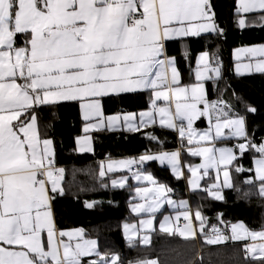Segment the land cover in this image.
I'll return each instance as SVG.
<instances>
[{"label":"snow or ice","instance_id":"obj_1","mask_svg":"<svg viewBox=\"0 0 264 264\" xmlns=\"http://www.w3.org/2000/svg\"><path fill=\"white\" fill-rule=\"evenodd\" d=\"M235 13L240 29L256 26L241 14H256L264 28V0H238ZM203 34L224 35L212 0H0V264H82V258L93 254L98 259L89 264H122L118 255L101 257L96 242L83 239L82 229L65 231L56 226L53 206L57 196L64 194V169L55 167L53 141L40 137L37 110L44 106L61 102L79 106L86 134L77 140L81 151H92L90 131L115 130L122 125L128 132H137L155 125L158 116L161 128L178 133L181 148L186 141L188 153L203 158L201 164L188 167L193 189L199 187L202 176L209 175V169L216 170L217 179L223 172L221 183L204 189L218 201L224 199L223 188L234 187L230 166L237 151L240 155L252 151L254 167L235 166V171L254 173L245 183H258L257 192L264 198V142L257 145L248 138L245 117L234 113L232 106L207 96L205 81L222 75L218 56L201 52L195 82L188 84L182 83L175 58H165L168 41ZM184 55L187 59L188 53ZM234 56L238 75L264 74V44L236 49ZM245 58L248 62L240 63ZM145 90L151 95V109L141 112L138 121L130 113L105 115L107 98ZM246 110L256 111L253 107ZM204 117L208 128L198 131L194 125ZM224 129L245 142L216 147L215 142L225 136ZM146 135L159 142L154 134ZM149 161L169 166L177 178L184 176L180 150L146 152L138 159L109 158L99 176L127 169L136 181L155 185L137 186L136 195L145 202L132 208L154 215L174 201L165 198L170 189L139 167ZM133 165L138 166L136 171ZM201 169L202 176H198ZM127 183V176L111 180L114 188ZM95 203L85 206L92 208ZM179 207L185 211L174 219L179 221L182 216L187 221L184 229L174 228L173 218L166 216L160 231L184 239L194 237V217L203 232L201 212L191 213L184 202ZM152 223L151 218L142 220L140 227ZM230 230L228 236L213 227V237L206 242L251 240L245 252L253 264H264V228L254 231L236 223ZM124 231L129 246L137 238L150 243L147 235H139L136 225L125 224Z\"/></svg>","mask_w":264,"mask_h":264},{"label":"trees","instance_id":"obj_2","mask_svg":"<svg viewBox=\"0 0 264 264\" xmlns=\"http://www.w3.org/2000/svg\"><path fill=\"white\" fill-rule=\"evenodd\" d=\"M212 4L224 35H207L199 45L221 57L227 75L226 79L213 82L211 98L226 102L244 115L248 138L258 145L264 141V74L234 75L230 67L233 48L264 43V28L259 26L256 14L243 15L255 27L240 29L237 26V0H212ZM148 107L149 93L142 91L107 98L104 111L111 115ZM248 107L256 111L248 112ZM37 115L40 135L53 141L55 166L64 167V194L57 196L53 206L60 229H83L87 237L97 240L101 257L116 253L122 264H136L138 261H155L156 264H253L240 244L211 246L203 240L204 234L184 239L156 230L152 232L148 245L135 240L133 246H129L122 224L135 219L129 208L135 195L134 186L113 188L110 181L115 174L107 173L100 177V167L108 157L173 149L180 141L175 131L144 128L137 132H94L93 150L79 152L76 143L77 138L85 134V122L77 104L61 102L44 106L37 110ZM146 133L166 136V139L152 141ZM254 155L252 151H246L237 158L233 166L234 187L225 190L223 201L210 199L206 191L188 194L185 179L175 178L167 166L151 162L145 169L169 186L175 197L189 196L193 208L201 212L209 227L217 223L224 228L235 220L244 219L251 229H261L264 228V198L257 192L258 183L255 186L245 183L254 173L235 171V166L245 170L253 168ZM104 184L108 186L104 187ZM86 202L96 203L94 207L87 208ZM94 259L98 257H88L86 261Z\"/></svg>","mask_w":264,"mask_h":264},{"label":"crops","instance_id":"obj_3","mask_svg":"<svg viewBox=\"0 0 264 264\" xmlns=\"http://www.w3.org/2000/svg\"><path fill=\"white\" fill-rule=\"evenodd\" d=\"M237 3H238V0H237ZM241 15L243 16V15H246V14H241ZM216 22L219 25L217 17H216ZM207 35H213V34H203L199 38L174 39V40H170V41H168L166 43V46H165V58H168V57H174L175 58L177 68H178V70L181 73V81L184 84L194 83L195 82V72L197 70V60H198L199 54L201 52L206 51V50L209 51L208 49H206V48L202 47L201 45H199V41H201V39L203 37L207 36ZM261 44H264V43H255V44L243 45V46H238V47L233 48V50L231 52V59H232L233 63H232V66L230 67V70H231L232 74L238 75L236 73V71H235V67H236V64H237V61L235 60V56H234L235 50L239 49V48H242V47L258 46V45H261ZM185 52L188 53L187 59L185 58V55H184ZM247 62H248L247 58H245L242 61H240V63H247ZM221 71H222V75H221V77L219 79H215L214 78V79L205 81V87H206V90H207V96H208V99L211 100V101H217V100L211 98V93H212L211 92V88L213 87V82L216 83L217 81L226 79V75H227L226 72L227 71L224 69V67H222ZM254 73L255 72H252L250 74H254ZM244 75H249V74H244ZM137 92H142V91H137ZM147 92L149 93V107L148 108H146L144 110L136 111V112H122V113H114V114H111V115H106V114L105 115L106 116H112V115H121L122 116L124 114H129L130 113V114H135L136 117H137V121H138L139 120V114L141 112L149 111L151 109V95H150L149 91H147ZM158 103L160 104V106H163V101L158 102ZM173 111H174V107H173ZM232 111L234 113H238L233 107H232ZM81 117H82V115H81ZM156 120H157V123L155 125L149 126L148 128H145V129H159V130H161L163 132H173V130H169L167 128H161L159 126V117L158 116L156 117ZM245 120H246V117H245ZM84 126H85V124H84ZM84 126H83V129H84ZM194 126L197 128L198 131H203V130L207 129L208 128V120H207V118L204 117V118H201L200 120L196 121ZM38 129H39V125H38ZM246 129H247V121H246ZM101 131H104V130H101ZM108 131L121 132V131H127V130L124 129L123 126L121 125V126H118L115 130H108ZM94 132H99V131H90L89 133H87V135L90 136V138H91L90 144H92V146H91L92 150H93V136H92V134ZM224 132H225V136L220 138L219 140H217L215 142L216 147H232L233 145L237 146L239 143L245 142V141L241 140L240 138L232 137L230 135L228 129H224ZM39 133H40V131H39ZM152 134L157 136L159 138V141H165L164 139H166V136H159V135H157L155 133H152ZM85 135L86 134H84V135H82V136H80L78 138H82ZM177 135H178V133H177ZM40 137H41L42 140L46 139V138H43L41 135H40ZM178 138H179V136H178ZM229 140H232L233 142L230 143ZM181 143H182V141L180 140L175 148L169 149V150H163V151H167V152H171V151H175V150H180L181 151V164H182V171L184 173V176L181 177V178L185 179V187L187 189L188 194H192V193L198 192V191H204L203 189L205 187L209 188V187H211V185L213 183H218L219 184V183H221L223 181L224 177H223V172L222 171H221V173L219 175V179H217V174H216V170L215 169H209L208 170L209 171V175H207V176H202L203 170L201 169L200 172L198 173V176H202V178L199 179V187L193 189V186L189 183V180L192 179V176H191L190 172L188 171V167H189V165H199V164H201L203 162V158L202 157H193V156H191L188 153V151H187L188 146L186 145V141L184 142L185 143V147L184 148H181ZM202 146H207V145L202 144ZM53 148H54V145H53ZM178 148H181V149H178ZM76 149L79 152H90V151H81L77 143H76ZM54 152H55V149H54ZM146 152H149V153H152V154H156L159 151H145L144 153H146ZM144 153H142V154H144ZM142 154L133 155V156L125 155V156H120V157H117V158L108 157L103 162V164L106 165L109 162V158H111V160H113V161L124 160V159H138ZM238 157H239V153L237 151V158ZM236 160L233 162V166H234V163L236 162ZM151 162H157L158 164H160L159 161H149V162H146L144 165L139 166V167H141L142 171H144L145 174H151L158 184H163L168 189H170L169 186H167L165 183L159 181L152 172H150L149 170L145 169V166L147 164L151 163ZM134 166H136V169L138 167L137 165H133L132 171H136V169L134 170ZM164 166H167V165H164ZM233 166H230V176H231L232 183H233V179H234L233 178ZM167 167L169 168V171L171 172V168L169 166H167ZM253 167H254V165H253ZM109 173L110 174L111 173L115 174V176L112 179H117V180L120 179L122 176H127L128 177V183L124 187H127L129 185H133L134 186V188H133L134 192H135V188L137 186L148 187V188L155 187V185L149 184L147 181H139V182L136 181L134 178H132V172L128 171L127 169H124L122 171H117V172H109ZM173 176L175 178H177L175 175H173ZM178 179H180V178H178ZM110 185H111V181H110ZM115 188H120V187H115ZM226 189H229V188H223L222 189V194L224 196V199H225V190ZM207 195H208V197L210 199H213L208 193H207ZM166 197H169V199L173 200L174 204L173 205H168V204L165 203L163 205V207L160 209V211L155 213L154 215L149 214V213H136V212L132 211L133 206L135 204H137V203H144L145 201L141 200L140 197H138L136 195V192H135V195H134V197L132 198V200H131V202L129 204V208H130V212L132 213V215L137 217L136 222L138 223L139 219L143 218V217H148L147 219H149V218L155 219L156 220V229L160 230V224H161V221L163 219L162 216L167 214V213H170L169 214L170 216H168V217H172L173 218V220H174L173 227L174 228H178V229H184L187 221H185L182 216H181V219L179 221H175V219H174L176 216L180 215L183 211H185L184 208L179 207V205L181 203H178V202H182V201H179L181 199L178 198V197H175L172 194L171 191L166 193ZM182 199L186 201L185 204L187 206V209H189L191 211V213L194 214L197 210H195L193 208L192 200L190 199V197L187 196V197H184ZM223 200H219V201H223ZM216 201H218V200H216ZM132 204H134V205H132ZM169 206H171V208H169ZM54 215H55V212H54ZM55 220H56L57 228L60 229L58 227V224H57L56 216H55ZM192 223H193V228L195 230V236L194 237H190L189 239L198 238L199 235L204 234L205 235L203 237L204 241H207V239L213 237V233H212L213 227L218 228L221 232H223L225 235H228V236H231L230 225L236 224V223H243L247 228H249L250 230H254V231H259V230L262 229V228L261 229H251L247 225V223L245 222L244 219L235 220V221L229 223V225L227 227H224V228H222L217 223H214L212 226L210 225V227H209L208 223L204 220V231L203 232L200 231V221L195 220L194 217H193ZM157 226H159V227H157ZM77 229L78 228L61 229V230L73 231V230H77ZM151 231L148 229L145 232V233L148 234V237L150 236L149 234H151ZM83 233H84L83 239H85V240H94L96 242V251L99 252V246H98L97 240L94 239V238L87 237L85 232H84V230H83ZM143 234H144L143 231H141L139 233L140 236H143ZM151 237L152 236L149 237L150 238V242H151ZM43 239L46 242V233L43 235ZM64 239H65V241H67V237H65ZM135 240H138L140 242V240L138 238L135 239ZM75 242L76 241H73V244ZM251 243H252L251 240H232V239H228V240H226V241H224L222 243L210 244V245L211 246H224V245L240 244L242 246V248L244 249V251H245L246 246H248ZM140 244L148 245L149 243L148 244H143V243L140 242ZM246 255H247L248 258L250 257V253H246ZM93 256H96V255L93 254L90 257H93ZM86 258H88V257L82 258V264H89V262L86 261Z\"/></svg>","mask_w":264,"mask_h":264},{"label":"rangeland","instance_id":"obj_4","mask_svg":"<svg viewBox=\"0 0 264 264\" xmlns=\"http://www.w3.org/2000/svg\"><path fill=\"white\" fill-rule=\"evenodd\" d=\"M78 139V138H77ZM91 146H92V144H91ZM119 161V160H118ZM171 173L173 174V172H172V170H171ZM174 175V174H173ZM206 188V187H205ZM204 188V189H205ZM203 189V190H204ZM167 199H169V197H166ZM184 198V197H183ZM181 200H179V201H182V202H184V203H186V201L185 200H183L182 198H180ZM178 203H181V202H178ZM132 205H134V204H132ZM169 208H171V206H169ZM170 213H167V214H165V215H163L162 216V218L164 219V217H168V216H170L169 215ZM147 218L148 217H143V218H138L139 219V222L137 223L136 222V220H137V217H135V219L134 220H132V221H127V222H124L123 224H122V231H123V235H124V237L127 239V237H126V234H125V231H124V226H125V224H130V225H136L137 226V229H138V231H139V233L141 232V231H143V235H147L148 236V234L147 233H145L148 229L151 231V234H149L150 236L152 235V232L153 231H156V230H158V229H156V220L155 219H152L153 220V223H152V225H145L143 228H141L140 227V222L142 221V220H147ZM142 219V220H141ZM163 219H162V221H161V223L163 222ZM161 225V224H160ZM157 227H159V226H157ZM149 236V237H150ZM128 240V239H127ZM144 244V243H143ZM112 255H118V254H116V253H114V254H109V255H105V256H107V257H111ZM119 256V255H118ZM102 257H104V256H102Z\"/></svg>","mask_w":264,"mask_h":264},{"label":"built area","instance_id":"obj_5","mask_svg":"<svg viewBox=\"0 0 264 264\" xmlns=\"http://www.w3.org/2000/svg\"><path fill=\"white\" fill-rule=\"evenodd\" d=\"M218 56V58H219V60L221 61V63H222V59H221V57L219 56V55H217ZM232 147H236V146H232ZM178 149H181V148H178ZM239 153V152H238ZM239 156H241L240 154H239ZM56 168H62V169H64V167H57V166H55ZM136 169V166H134V170Z\"/></svg>","mask_w":264,"mask_h":264}]
</instances>
